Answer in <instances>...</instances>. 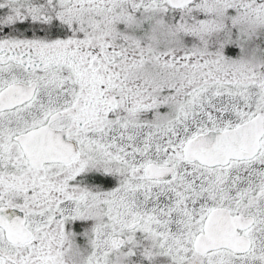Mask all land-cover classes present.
Returning <instances> with one entry per match:
<instances>
[{
    "label": "snow or ice",
    "instance_id": "1",
    "mask_svg": "<svg viewBox=\"0 0 264 264\" xmlns=\"http://www.w3.org/2000/svg\"><path fill=\"white\" fill-rule=\"evenodd\" d=\"M0 264H264V0H0Z\"/></svg>",
    "mask_w": 264,
    "mask_h": 264
}]
</instances>
